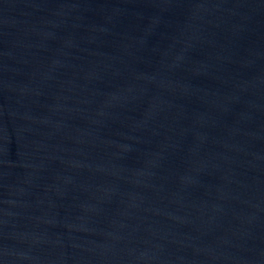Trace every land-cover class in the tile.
Returning <instances> with one entry per match:
<instances>
[{
	"label": "water",
	"instance_id": "95a60500",
	"mask_svg": "<svg viewBox=\"0 0 264 264\" xmlns=\"http://www.w3.org/2000/svg\"><path fill=\"white\" fill-rule=\"evenodd\" d=\"M0 264H264V0H0Z\"/></svg>",
	"mask_w": 264,
	"mask_h": 264
}]
</instances>
